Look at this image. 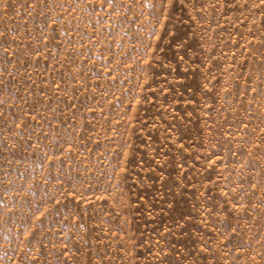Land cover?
<instances>
[{
  "label": "rangeland",
  "instance_id": "374dc122",
  "mask_svg": "<svg viewBox=\"0 0 264 264\" xmlns=\"http://www.w3.org/2000/svg\"><path fill=\"white\" fill-rule=\"evenodd\" d=\"M0 264H264V0H0Z\"/></svg>",
  "mask_w": 264,
  "mask_h": 264
}]
</instances>
